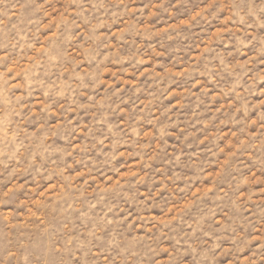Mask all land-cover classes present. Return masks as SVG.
Segmentation results:
<instances>
[{
	"label": "rangeland",
	"instance_id": "obj_1",
	"mask_svg": "<svg viewBox=\"0 0 264 264\" xmlns=\"http://www.w3.org/2000/svg\"><path fill=\"white\" fill-rule=\"evenodd\" d=\"M0 264H264V0H0Z\"/></svg>",
	"mask_w": 264,
	"mask_h": 264
}]
</instances>
